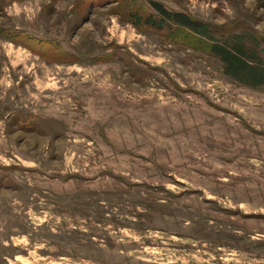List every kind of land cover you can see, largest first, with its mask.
Masks as SVG:
<instances>
[{
  "label": "rangeland",
  "instance_id": "1",
  "mask_svg": "<svg viewBox=\"0 0 264 264\" xmlns=\"http://www.w3.org/2000/svg\"><path fill=\"white\" fill-rule=\"evenodd\" d=\"M0 264H264V0H0Z\"/></svg>",
  "mask_w": 264,
  "mask_h": 264
},
{
  "label": "trees",
  "instance_id": "2",
  "mask_svg": "<svg viewBox=\"0 0 264 264\" xmlns=\"http://www.w3.org/2000/svg\"><path fill=\"white\" fill-rule=\"evenodd\" d=\"M152 6L156 10L157 14L163 21L172 23L176 26L197 30V22L183 13H172L164 9L157 3H152ZM240 61V60H239ZM241 62V61H240Z\"/></svg>",
  "mask_w": 264,
  "mask_h": 264
}]
</instances>
